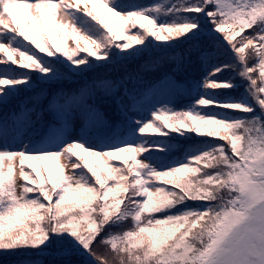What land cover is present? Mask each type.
<instances>
[{"label": "snow or ice", "instance_id": "obj_1", "mask_svg": "<svg viewBox=\"0 0 264 264\" xmlns=\"http://www.w3.org/2000/svg\"><path fill=\"white\" fill-rule=\"evenodd\" d=\"M0 66V253L264 264V0H0Z\"/></svg>", "mask_w": 264, "mask_h": 264}, {"label": "trees", "instance_id": "obj_2", "mask_svg": "<svg viewBox=\"0 0 264 264\" xmlns=\"http://www.w3.org/2000/svg\"><path fill=\"white\" fill-rule=\"evenodd\" d=\"M123 3L127 4V3H131V2H135L141 5H148L153 3V0H122ZM171 2H175V0H171ZM168 19H172V17H168ZM206 23V22H205ZM245 35H247L248 33L245 32ZM237 39H240V37H237ZM182 49L178 48V49H170V52H179ZM157 53H162L163 50L162 49H158L156 50ZM83 55V54H82ZM226 62H231V57L229 55H225L220 57L219 59L213 60L212 62L209 63V65L207 67L202 66L199 63H192V64H188L185 67V71L183 73H181V79L185 80L189 83L195 82V81H200L202 80V78L205 76V74L209 71V69L211 67H213L216 64H223ZM3 67V66H0ZM17 71L22 72L25 70H20L18 69ZM236 74L234 72L231 71H225L222 74H220L218 77H214V79H219V80H227V79H231L235 76ZM235 83H241L239 78L237 77L236 80L234 81ZM69 87H71V85H67ZM209 91H215L219 94V98L220 99H224L225 97H235V98H240V96L244 93V87L241 86L239 89L236 90H232V89H217V90H209ZM22 95H25V93H22ZM163 98H167L166 96H164ZM196 97H191V98H187L184 96L178 97L175 101L174 107L177 109H181L183 108L186 104L190 103V99H195ZM105 109L109 115V117L114 120L117 121L120 119L119 115L117 114L116 108L114 105H105ZM216 111H224L223 109H216ZM237 115H246L243 113H236ZM173 137H175V143L177 145L180 146L179 150L175 153H173V155L179 156L182 154L183 152V146L187 145V144H191V143H198L201 142L202 139L205 138H199V137H194L193 140H183L181 139L176 133L172 134ZM151 139H165L164 137H150ZM217 143H224L221 141H216ZM23 259V257L18 256V255H10V254H5V253H0V264H19V261Z\"/></svg>", "mask_w": 264, "mask_h": 264}, {"label": "rangeland", "instance_id": "obj_3", "mask_svg": "<svg viewBox=\"0 0 264 264\" xmlns=\"http://www.w3.org/2000/svg\"><path fill=\"white\" fill-rule=\"evenodd\" d=\"M72 42L70 41L69 42V44H71ZM66 161H64L63 159H62V163H65ZM28 163H31L34 167L36 166V162H34V161H29Z\"/></svg>", "mask_w": 264, "mask_h": 264}]
</instances>
